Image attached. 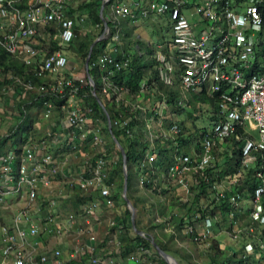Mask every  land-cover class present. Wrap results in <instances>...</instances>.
Instances as JSON below:
<instances>
[{
    "label": "built area",
    "instance_id": "2783aa9c",
    "mask_svg": "<svg viewBox=\"0 0 264 264\" xmlns=\"http://www.w3.org/2000/svg\"><path fill=\"white\" fill-rule=\"evenodd\" d=\"M73 1L0 0V51L32 71L31 79L22 84L25 91L16 95L8 107L19 114L15 110L17 103L25 99L27 93L35 92L46 97L42 104L36 105L44 108L43 117L48 118L56 109L53 96L59 97L62 103L58 109L67 128L88 138L92 147L103 149L106 147L101 132L103 124L99 119L92 121V106L83 103L81 97L86 87L92 94L95 92V82L89 74L74 77L63 50L73 42L77 25L83 21L71 13ZM103 2L110 8L109 20L114 25L119 19L136 22L150 17L165 18L168 22L171 36L162 49L157 45L152 57L155 61L152 84L160 83L175 92H172L174 100L170 105L164 97L159 99L160 95H156L151 114L154 119L168 121L175 147L185 138V128L180 120L172 118L174 113L184 108L188 98L194 95L214 102V105L209 104L211 128L200 129V144L198 135L192 152L175 153L163 173L164 180L175 179L178 187L184 188L191 182L198 188L199 208L203 211L194 212L198 227L187 226L193 240L209 238L212 223L210 217L203 214L207 209L218 207L227 211L234 221L232 228L237 227L229 240L258 242V259L264 264V0ZM46 27H49L48 32ZM97 39L100 42L102 38ZM48 46L52 47L50 51ZM114 51V46L105 43L89 69H96L103 85L112 90L111 103L125 111L127 105L117 92L127 90L114 86L111 80L129 69L131 61L115 59ZM34 78L46 79L35 88ZM145 88L143 84L139 93H146ZM106 90L104 87L103 91ZM6 106L0 95V124L5 119L2 108ZM127 117L131 116L115 115L112 123L109 118L110 127L113 125L125 136L130 135L131 120ZM29 134L20 138L15 150L5 152V147L0 146V264H60L59 251L38 252L34 242L37 245V241H53L72 232L78 241H83L84 237L89 242L94 240L92 221L115 203L111 188L104 183L105 150L91 171H84L77 182L79 189L94 195H88L89 199L78 210L61 214L52 211L56 209L52 201L39 195V184L48 186L49 181L37 176L35 151L28 146ZM79 143V135H75L68 147L77 150ZM218 143L223 144L218 146ZM219 148L227 151L226 156L237 151V159L232 160L229 173L223 177L222 168L229 159L217 158ZM153 160L154 156L150 155L149 162ZM50 161V155L40 159L44 164ZM146 166L143 161L139 167L146 171L138 177L142 187L153 182L151 178L156 174V168ZM49 201L50 213H47L44 206ZM242 216L248 219L244 231ZM77 221L83 224L77 227ZM253 251L254 246L247 243L242 257ZM79 253L80 260H73L78 264H115L98 255L95 257L89 247L75 248V254Z\"/></svg>",
    "mask_w": 264,
    "mask_h": 264
},
{
    "label": "rangeland",
    "instance_id": "374dc122",
    "mask_svg": "<svg viewBox=\"0 0 264 264\" xmlns=\"http://www.w3.org/2000/svg\"><path fill=\"white\" fill-rule=\"evenodd\" d=\"M95 2L96 0H74L70 6L71 13L83 19V21L77 25L74 46L71 48H69V46L63 49L69 61V72H71L74 77H82L85 75V62L91 45L98 37L101 39L102 34H104V37L110 34V28L106 31L104 27V22L108 25L104 14H110L111 12L110 8L107 6L108 4H104L103 0L98 2L100 4V10L103 7L104 11V14L102 11L100 13L101 21L95 22L86 19L89 17L90 12H93L97 8ZM80 13L85 18L82 17ZM146 22H137L140 28L139 32H141V35L144 38L149 40L150 44L152 43L155 45L161 41L159 47L162 49L163 43L169 40L171 36L166 21L163 18H160L159 20L156 19V21H152L151 25L144 24ZM114 23L117 25L116 21H114ZM102 27H104V29H102ZM45 30L48 32L49 27H46ZM132 37H134V35ZM102 39L99 40L100 43L105 42L104 39ZM107 40L108 39H106V41ZM133 42L136 43L138 41L134 38ZM81 44H84V51L88 48L87 55L85 52L78 53L74 50L75 47H80ZM97 44H95V46ZM117 45L118 43L115 47ZM47 49L50 51L52 47L48 46ZM145 71L146 70L144 69L143 73H145ZM98 74L99 73L96 71L94 75L97 76ZM124 77H122L123 80L125 79ZM30 79L31 78L28 80ZM28 80L18 78L13 72L4 73L0 69V95L3 96L5 105H7L6 109L9 108L8 106L11 105V102L16 95L25 91L22 84L26 83ZM32 83L34 84V80H32ZM156 90L158 91L157 93L165 92L164 90H160L159 86L154 88V91ZM28 94L29 93H27L26 96H28ZM117 95L125 97L126 99L130 97L131 102H135L134 98L141 99L142 97H145V93L138 96V93L134 94L129 93L128 91L127 93L117 92ZM184 95L188 96L189 94L184 93ZM188 99V103L182 108L184 112L182 110L179 111L182 112V114L179 115V119L182 121L183 127L185 128L184 136L186 144L194 146L197 142L198 135L200 144V129L203 127L211 128V125L208 122L209 107L208 103L202 102V100L196 101L193 98ZM30 103L31 104H28L30 107L34 106V109L32 110V113L34 114V125L40 127L48 125L43 119L44 108L37 106L34 101H30ZM131 108L135 109L136 103L134 108L132 105ZM187 111L191 113L188 115ZM11 117L12 119H10V125L8 126L10 130L14 128L17 121V117ZM10 130L7 131L6 136H9L10 144H12L13 149H15L19 134L11 135L12 132ZM23 134L22 138L24 139L25 135ZM141 135L143 136L144 141L146 135L144 132H142ZM80 139H83L82 136H80ZM105 139L109 148H111L113 152L118 153L119 149L112 137L106 135ZM222 144L223 143H218V146H222ZM65 146L66 144H64V147ZM75 150L76 149H70V154L74 155ZM184 150L188 152L190 149L186 148ZM100 151V153H103L104 150L101 148ZM226 155L227 151L225 149L219 148L216 150V156L220 161L222 157ZM80 156H82V154L78 152L77 157ZM226 157L229 159V162L227 161L224 163L225 167L222 168V177L229 173V165H231L232 160L237 159V151ZM161 158L164 159V161L161 159L162 162L157 164L155 177L153 176L154 179L151 178L154 181L148 184L149 188L140 186L138 181L139 176H132V173H129L131 165L127 164L128 161H126V164L122 163L123 165L120 168L122 178L126 171L127 174H130V178H132L134 185L131 183L130 191L128 192L127 186V191L123 193L124 181L122 180V184H120L121 186L119 187L120 189L117 188L118 193L117 191L115 192L117 198L115 199L113 207L106 209L103 216L92 221L96 233L93 241H86V237H84L83 241H78L79 239L76 234L72 232L64 237H55L53 241H37L39 252H41V250H44L47 253L59 251L60 260L58 261L60 264H71L74 259L80 260V253L76 255L75 248L85 250L88 247L89 249L94 250V254H96L94 255L95 257L98 255L99 257L108 259V261H114L116 264H126L125 262H127V264H169L162 258L152 244L155 243L160 249L162 246L170 249V251L166 253L173 258L175 264H221L225 257H229L231 254H237L239 258H243L242 255L245 254L244 242L229 240V235L234 234L237 227L234 225L232 228L231 224H233L234 221L229 218L227 211L221 210L218 207L207 209L205 211L207 216L210 217L212 223L209 238L198 239L197 241L193 240L194 236L187 230V226L194 225L198 227V221H196V219L192 217V214L189 213L180 215L175 214L179 212L178 209L175 208L177 206L176 202L178 201L179 203L181 202L184 203V205L191 207L194 212H202L203 210L199 208L200 195L196 194L198 188L193 187L191 182H188L184 189H181L177 186L175 179L169 181L164 180L163 171L168 168L167 163L171 162L172 158L166 155H162ZM117 160H119V158ZM148 172H150V170H148ZM119 178L120 176H118V178L116 176L113 178V182H116L117 187L119 186ZM189 178L190 177H188L187 180ZM113 184L114 183H112V186ZM115 189L116 188L112 189L113 194ZM53 193H56V191ZM148 197L149 199H147ZM126 199L130 202L131 207L136 209V229L132 227L130 207L126 202ZM50 201L44 206L47 209V213H50ZM61 203L63 202H60L59 204ZM161 208H164L165 211H159ZM63 209L68 210L69 206L64 205L59 207L60 211ZM156 210L157 212H155ZM62 213L66 214L64 211H62ZM41 216L43 217L45 215L41 214ZM42 220H44V218H42ZM102 220H105V222H102ZM82 224L83 223H79L78 221L76 222L77 227ZM136 230L140 231L142 234L137 233ZM136 236L142 238L148 237L150 239V241H147L149 242V245L142 242L140 243ZM251 243L253 245L259 244L258 242ZM132 244H135L134 248H131ZM255 255L256 257L252 256L253 259H249L248 262L244 263L256 264L255 262H257L258 253L255 252ZM238 257H236V259H238Z\"/></svg>",
    "mask_w": 264,
    "mask_h": 264
},
{
    "label": "crops",
    "instance_id": "0c3cea01",
    "mask_svg": "<svg viewBox=\"0 0 264 264\" xmlns=\"http://www.w3.org/2000/svg\"><path fill=\"white\" fill-rule=\"evenodd\" d=\"M104 16L106 18V21L108 23L110 22L113 25V29L115 31L110 30V34L108 36L104 37L103 35L101 38H104L105 43H109L114 47L118 43V45L116 46L117 48L115 47V51L113 52V54L121 55L123 58H127L130 61L132 59L139 60L140 62H143L144 65H146V67L148 68L149 63L155 54L156 45H159L161 41H159L155 45L152 43L150 44L149 40L144 38L141 35V32H139L140 28L137 22H146L147 20H150L144 24L151 25L152 21H156V19L159 20L160 18L150 17L149 19L139 20L136 22H132L129 19H119L117 21V25H114L112 23V20H109L111 17L110 14H105ZM163 19L166 21L168 27L167 20L165 18ZM133 35L134 37H132ZM114 38H116L117 41H115ZM134 38L138 42H133ZM106 39L108 40L106 41ZM134 57H136V59ZM92 78L101 85L103 84L101 77H99V74L98 76H93ZM147 80L153 81V77L150 76L148 78H144L140 86H142L143 84L147 86ZM113 85L121 90L123 89V87L118 83H113ZM158 85H161L165 89H168L160 83L153 84V87L155 88ZM149 90L150 89L144 90L148 92L145 93V97H142L141 99L134 98L135 102H131L130 97L127 99L125 97H121L122 103L124 102L127 105V109L125 110L127 112H124L123 115L131 116L127 117V119L131 120L129 123L130 135L125 138L131 141L134 147L140 148V150L141 148H146L145 155L138 159L135 163H131L129 173H132V176H139L141 175L140 173L146 172L145 169L143 171L139 169L143 161L146 162V165L148 167H152L155 169L157 167L158 160L162 159V155L173 158L175 153L183 152L189 154V152H192V150L195 148V146L187 145L185 138H182L183 142L179 141L178 147L174 146V139L169 133L168 121L152 118L151 108L153 106V99L154 97H156V94L155 92H152L154 91V89H152L151 92ZM170 92L172 93L173 91ZM173 93L175 94V92ZM173 93L167 96L166 94L159 92L157 95H160L159 99H163L164 97L166 102L171 105L173 102H169L167 98L172 97L171 100L173 101ZM161 94L167 97L162 96ZM194 97V100L199 101L198 97L197 99H195ZM135 103L136 107L139 108H135L131 110V112H129V110L132 109L131 105L134 108ZM187 103L188 101L185 104ZM33 109L34 108H29L27 111L28 117L26 119H21L19 116L20 112L19 114L14 113L11 111L10 107L7 109L2 108L3 116L5 117V119L2 121V124H0V146L5 147V152L15 150L17 148L16 146V148L13 149L12 145L9 146V136H6L7 131L10 130L8 126L10 125V119H12L11 116L17 117L16 125L12 130H10L12 132L11 135L19 134V138L16 142L17 145H20L19 141L22 137V134L24 133L23 135H25L27 132H30L28 146H30L35 151L34 168H37L39 170L37 176L39 178H46L49 181L48 186L39 184V195L41 197H45L47 200L53 201L56 209L52 208V211H55L57 213L63 214L62 211L67 213L70 211L73 212L75 210H78L79 207L84 204L83 200L87 199L88 195H94L90 191L86 190L83 192L81 189H79V187L77 186L78 178L84 171L90 172L91 167L96 164L95 162L99 159L98 157L102 156L103 153H100V149L92 147L90 140L84 137L83 139H80V145L78 146L74 155L70 154L68 143L74 140L75 135H79L80 138V133H76L72 129L67 128V124L62 117V112L58 110L53 111L51 117H43L48 125H46L45 127H40L38 125L35 126L34 114L32 113ZM118 110L119 108L116 109L117 113ZM165 112L167 113V111ZM24 113H26V111H24ZM172 118L180 120L179 114H177V112L174 113ZM107 131L109 136H111L109 129ZM142 132H144L146 135V139L144 141L143 136L141 135ZM102 136L105 138L104 131L102 132ZM64 144H66V148L64 147ZM91 147L94 150H92ZM108 148L109 146L106 142V149L103 148V150H105L104 155L107 163L103 167L102 172L105 175V185L112 189L117 187L116 182L113 184V186L112 184L108 185L107 179L111 175V172L114 173L115 165H117L116 160L119 158V156L118 153L113 152V150L112 152L108 153ZM186 148H189L190 150L187 152L184 150ZM78 152H80L82 156L77 157ZM157 154H159V159H157ZM45 155L51 156V161L47 164L40 162V159ZM150 155L154 156L153 162H149ZM121 159L123 163V158L121 157ZM162 160L164 161V159ZM131 183H133L132 178L130 184ZM180 188L184 189L181 186ZM54 191H56V193H53ZM147 199H149V197ZM60 202L63 203L59 204ZM64 205H68L69 209H63L62 211H60L59 207H62ZM104 213L105 210L101 213H98L99 215L96 219H99L100 216L104 215ZM102 222H105V220H102Z\"/></svg>",
    "mask_w": 264,
    "mask_h": 264
},
{
    "label": "trees",
    "instance_id": "16d2710c",
    "mask_svg": "<svg viewBox=\"0 0 264 264\" xmlns=\"http://www.w3.org/2000/svg\"><path fill=\"white\" fill-rule=\"evenodd\" d=\"M99 1L100 0H96L95 3H96L97 8L93 12H90V15H89V17H87V20H89V21L93 20L95 22L101 21L100 13L102 11V13L104 14V11H103V8L100 10V4L98 3ZM111 1H113V0H110V2ZM108 28H110V30L113 29V25L110 22L108 23ZM102 29H104V27H102ZM75 41H76V39H74L73 42L69 45L70 46L69 48L74 46ZM104 45H105V43L98 42V44L92 50V54H91V57H90V60L88 63L89 75L92 77L96 76V75H94L96 73V69H93V68L89 69V67L92 65L93 61L96 59L97 55L100 53V51L102 49V46H104ZM83 46H84V44H81L80 47L79 46L75 47L74 50L78 53L85 52L87 55L88 48L84 51ZM112 56L117 60L123 58L121 55H116V54H113ZM134 58L136 59V57H134ZM130 63H131V65H130L129 69H127L126 71H123L125 73L115 75V78L112 79L111 81L114 84L118 83L120 86L127 89V91L129 93L140 94L139 93L140 87H141L140 84L142 83L143 79L148 78L150 76H152L154 78V76H155V74L153 72L155 61L151 60L149 65H148V68L146 67V65H144L143 62H140L139 60H133L132 59ZM0 69L4 73L13 72V74L15 76H17L18 78H23L25 80H28L29 78H31V75H32V71L29 68L25 67L22 63H19L18 61L10 58L7 53L2 52V51H0ZM144 69L146 70L145 73H143ZM122 77H124L125 79L123 80ZM45 79L46 78H34L35 88L42 85L43 82L45 81ZM147 82H148V84H147L145 89L146 90L150 89L149 91L151 92V90L154 89L152 81L147 80ZM148 86H149V88H148ZM158 86H159L160 90L165 91L162 93H164V94L167 93L166 94L167 96L172 94L168 89H165L163 86H161V85H158ZM104 87L107 88L106 91H103ZM94 91H95L96 96L92 94L89 87H86L85 89H83L81 92L82 102L85 103L86 105L92 106L91 107L92 108V114L90 115L92 117V121H94L95 119L100 120V122L103 124L102 132L104 131L105 136H106V135H109L108 131H107L108 130V119H107V117L110 118L111 123H112L114 121L115 114L119 115V114L127 112V111L119 109L118 113L116 112V109L118 107L116 104L111 103V99H112L111 95L113 92L110 89V87H107L106 85H103V84L101 85L100 83L95 81ZM152 92H155L156 95L158 94L157 90L152 91ZM146 93H148V92H146ZM96 97L104 105V108H105V111L107 114L105 113L104 109L99 105ZM194 98L197 99V97H194ZM167 99L169 100V102H173L171 100L172 97H168ZM44 100H46V97H43L42 95L36 94L35 92L33 94H32V92H29L28 96L25 97V99H22L19 103H17L15 110H18L20 112V118L21 119H26L28 117L27 111L30 108L28 103L30 101H34L35 104H39V103L42 104V102ZM199 100H202V102H206L208 104L214 105V102L212 100H208L206 98H199ZM61 103L62 102H61V99L59 97L53 96V105L56 107L55 110L60 111L58 109V107L61 105ZM106 105H108V106H106ZM181 110L182 109L178 110L177 114L181 115L182 112H179ZM24 111H26V113H24ZM187 113L189 115L191 112L187 111ZM181 125H182V123H181ZM111 136L115 137V139L118 141V143L124 149L125 154H126V158L128 161L127 164L131 165V163H135L138 159H140L141 157H143L145 155L146 148H141V150H140V148L134 147V145L131 143V141H129L127 138H125L127 136H125L120 129H116L113 125L111 126ZM180 142H183L182 138H181ZM107 152L108 153L112 152L111 148H108ZM118 156H119V160H117L118 163H117V165H115L114 173L111 172V175L107 179L108 180L107 184L110 185L112 183H115V182H113V178L115 176L117 178H118V176H120L119 186L116 187V189L114 190V194H113L114 200L117 198V195H115V192L117 191V193H118L117 188L120 189L119 187L121 186L120 184H122V180H123L121 170H120L121 166L123 165L122 159H121L122 156H121L120 151H118ZM157 159H159V154H157ZM159 162H161V160H158L157 164ZM166 169L163 171V173L166 171ZM140 174L143 175V174H145V172L140 173ZM130 182H131V178H130V174H128V192L130 191ZM148 186L149 185L147 184L145 186V188H149ZM88 199H89V197L87 199H84L83 202L84 203L87 202ZM176 203H177V206L175 209H178L179 212H177L175 214L180 215V214H184V213L185 214L189 213V214H192V217L194 216V211L192 210L191 207L184 205V203H181V202L179 203L178 201ZM159 211L164 212L165 209L161 208ZM155 212H157V210ZM203 217H207V213H204ZM241 219L243 220V225L241 226V228L244 231L245 224L248 222V219H247V216H242ZM136 238L140 243L142 242V243H146L147 245H149V242H147V241H150V239L148 237L142 238V237L136 236ZM243 242H244V245H246L247 243L256 242V241H243ZM253 246H254V251L249 252L245 256V258H239L237 254H231L229 257L228 256L225 257V259L223 260V263H221V264H245L244 262H248L249 259H253L252 256L256 257L255 252L259 253L260 247H258L257 245H253ZM134 247H135V244H132L131 248H134ZM161 249L165 253L170 251V249L168 247L166 248V247L162 246ZM236 257H238V259H236ZM254 259H256V258H254ZM125 263L127 264V262H125ZM255 263L260 264V260L257 259V262H255ZM71 264H78V263L72 261Z\"/></svg>",
    "mask_w": 264,
    "mask_h": 264
},
{
    "label": "water",
    "instance_id": "95a60500",
    "mask_svg": "<svg viewBox=\"0 0 264 264\" xmlns=\"http://www.w3.org/2000/svg\"><path fill=\"white\" fill-rule=\"evenodd\" d=\"M104 27L105 29L107 30L108 29V25L106 22H104ZM98 43V39L91 45L90 49H89V53H88V56H87V59H86V62H85V70L87 71V74H89V70H88V63H89V60H90V57H91V54H92V50H93V47L95 46V44ZM93 95H95V92H93ZM96 96V95H95ZM99 105L104 109L105 111V108L104 106L102 105V103L100 102V100L96 97ZM106 113V111H105ZM107 114V113H106ZM107 116V115H106ZM108 119V123H109V118L107 117ZM108 129H109V132L111 133V127H110V123L108 124ZM112 139L114 140L115 144L117 145L121 155H122V158H123V164H126V161H127V158H126V154H125V151L124 149L121 147V145L118 143V141L115 139V137L112 136ZM123 181H124V187H123V193H125L127 191V186H128V174L126 173V171L124 172V175H123ZM126 202L128 203L129 207H130V212H131V221H132V227L134 229L135 228V217H136V209L131 207L130 205V202L128 201V199H126ZM137 233L139 234H142L140 231L136 230ZM154 245V247L156 248V250L159 252V254L162 256V258L167 261L169 264H175L174 260L172 257L168 256L167 253H165L164 251H162L155 243H152Z\"/></svg>",
    "mask_w": 264,
    "mask_h": 264
},
{
    "label": "bare ground",
    "instance_id": "6f19581e",
    "mask_svg": "<svg viewBox=\"0 0 264 264\" xmlns=\"http://www.w3.org/2000/svg\"><path fill=\"white\" fill-rule=\"evenodd\" d=\"M36 242V241H35ZM35 242H34V249H36V250H38V252H39V249H37L38 247H37V245L35 244ZM112 262H114V261H112ZM115 263V262H114ZM116 264V263H115Z\"/></svg>",
    "mask_w": 264,
    "mask_h": 264
},
{
    "label": "clouds",
    "instance_id": "9594fccd",
    "mask_svg": "<svg viewBox=\"0 0 264 264\" xmlns=\"http://www.w3.org/2000/svg\"><path fill=\"white\" fill-rule=\"evenodd\" d=\"M104 106V105H103ZM41 251H44V250H41Z\"/></svg>",
    "mask_w": 264,
    "mask_h": 264
}]
</instances>
